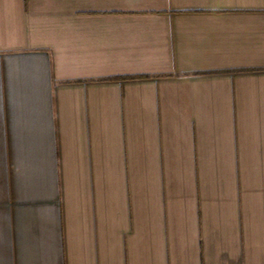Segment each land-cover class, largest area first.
I'll use <instances>...</instances> for the list:
<instances>
[{"label":"crops","instance_id":"obj_1","mask_svg":"<svg viewBox=\"0 0 264 264\" xmlns=\"http://www.w3.org/2000/svg\"><path fill=\"white\" fill-rule=\"evenodd\" d=\"M0 264H264V0H0Z\"/></svg>","mask_w":264,"mask_h":264},{"label":"trees","instance_id":"obj_2","mask_svg":"<svg viewBox=\"0 0 264 264\" xmlns=\"http://www.w3.org/2000/svg\"><path fill=\"white\" fill-rule=\"evenodd\" d=\"M137 77H143V76H139V75H137V76H124V77H120V76H110L107 79L108 80H110V79H113V80H121V79H124V78L131 79V78H137Z\"/></svg>","mask_w":264,"mask_h":264}]
</instances>
